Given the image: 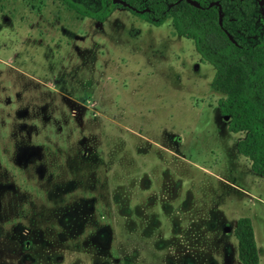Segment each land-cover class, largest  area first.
I'll list each match as a JSON object with an SVG mask.
<instances>
[{
  "label": "rangeland",
  "instance_id": "obj_1",
  "mask_svg": "<svg viewBox=\"0 0 264 264\" xmlns=\"http://www.w3.org/2000/svg\"><path fill=\"white\" fill-rule=\"evenodd\" d=\"M215 77L170 16L0 0V264H242L240 217L264 264V178L218 107L240 77Z\"/></svg>",
  "mask_w": 264,
  "mask_h": 264
},
{
  "label": "trees",
  "instance_id": "obj_2",
  "mask_svg": "<svg viewBox=\"0 0 264 264\" xmlns=\"http://www.w3.org/2000/svg\"><path fill=\"white\" fill-rule=\"evenodd\" d=\"M63 1L78 13L100 21L120 5L118 2L133 7L154 23L170 16L176 33L193 39L197 52L216 68L213 84L221 85L224 78L238 75L239 83L219 100L218 107L221 114L228 116L229 131H245L236 143L237 151L248 157L251 170L264 178V25L239 23L234 18L240 12L253 18L258 12L254 0L241 4L231 0L226 11L231 15L221 17L215 7L202 0ZM234 236L239 261L258 264L254 232L247 218L237 219Z\"/></svg>",
  "mask_w": 264,
  "mask_h": 264
},
{
  "label": "flooded vegetation",
  "instance_id": "obj_3",
  "mask_svg": "<svg viewBox=\"0 0 264 264\" xmlns=\"http://www.w3.org/2000/svg\"><path fill=\"white\" fill-rule=\"evenodd\" d=\"M63 3H65L63 0H61ZM187 1V0H186ZM192 2L196 1V0H190ZM202 1H205V3H207L208 5H210V7H215L217 9V13H218V16L221 17L222 15H231L230 12L226 13L228 7H229V4L232 2L231 0H202ZM243 1L245 0H234L235 3L237 4H241ZM255 1V5L257 7V11L258 12H255V16L253 18L251 17H247L245 16V14H243L242 12L240 13H236L234 18L235 20H237L239 23H258V24H262L264 25L263 21L261 20V16H262V13H264V0H254ZM172 2H174V0H172ZM120 3V6L124 7L125 9H127L129 12L131 13H135V14H140L137 10H135L133 7H129L127 6L126 4H122L121 2H118ZM66 4V3H65ZM67 5V4H66ZM69 7V6H68ZM118 7V6H116ZM114 7L112 9V11L116 8ZM71 8V7H70ZM73 9V8H72ZM240 9H242L240 7ZM75 10V9H73ZM146 10V9H145ZM76 11V10H75ZM111 11V12H112ZM110 12V13H111ZM243 15V16H242ZM86 16V15H85ZM89 17V16H87ZM234 20V19H233ZM235 21V22H237ZM26 244H27V241H26Z\"/></svg>",
  "mask_w": 264,
  "mask_h": 264
},
{
  "label": "water",
  "instance_id": "obj_4",
  "mask_svg": "<svg viewBox=\"0 0 264 264\" xmlns=\"http://www.w3.org/2000/svg\"><path fill=\"white\" fill-rule=\"evenodd\" d=\"M261 20H262L263 23H264V13H262ZM224 118H228V116H227V115H224Z\"/></svg>",
  "mask_w": 264,
  "mask_h": 264
}]
</instances>
